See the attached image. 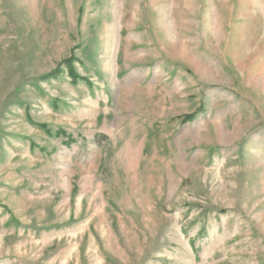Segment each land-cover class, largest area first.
Wrapping results in <instances>:
<instances>
[{
	"label": "rangeland",
	"instance_id": "rangeland-1",
	"mask_svg": "<svg viewBox=\"0 0 264 264\" xmlns=\"http://www.w3.org/2000/svg\"><path fill=\"white\" fill-rule=\"evenodd\" d=\"M0 264H264V0H0Z\"/></svg>",
	"mask_w": 264,
	"mask_h": 264
},
{
	"label": "trees",
	"instance_id": "trees-1",
	"mask_svg": "<svg viewBox=\"0 0 264 264\" xmlns=\"http://www.w3.org/2000/svg\"><path fill=\"white\" fill-rule=\"evenodd\" d=\"M66 62H67L68 67H69V69H70V75L73 76L74 78H78V77L75 75L74 71L72 70V61H71V60H68V61H66ZM42 127H44V126L42 125Z\"/></svg>",
	"mask_w": 264,
	"mask_h": 264
}]
</instances>
